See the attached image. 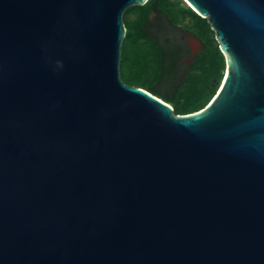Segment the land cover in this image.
I'll return each mask as SVG.
<instances>
[{
    "label": "water",
    "instance_id": "obj_1",
    "mask_svg": "<svg viewBox=\"0 0 264 264\" xmlns=\"http://www.w3.org/2000/svg\"><path fill=\"white\" fill-rule=\"evenodd\" d=\"M146 0H0V264H264V0H182L222 77L200 109L119 76Z\"/></svg>",
    "mask_w": 264,
    "mask_h": 264
},
{
    "label": "trees",
    "instance_id": "obj_2",
    "mask_svg": "<svg viewBox=\"0 0 264 264\" xmlns=\"http://www.w3.org/2000/svg\"><path fill=\"white\" fill-rule=\"evenodd\" d=\"M153 2L170 23L186 28L201 44L183 80L171 84L164 91L156 88L157 78L162 74L170 76L174 67L165 51L142 30ZM122 24L124 35L118 69L123 82L158 97L170 105L173 114L194 112L211 99L222 77L224 63L213 39V32L204 18L196 15L189 7H180L179 0H146L140 6L126 8L122 13ZM126 73L130 75L129 78Z\"/></svg>",
    "mask_w": 264,
    "mask_h": 264
},
{
    "label": "rangeland",
    "instance_id": "obj_3",
    "mask_svg": "<svg viewBox=\"0 0 264 264\" xmlns=\"http://www.w3.org/2000/svg\"><path fill=\"white\" fill-rule=\"evenodd\" d=\"M180 7H187V5L179 0ZM131 16V14H129ZM143 32L148 33L152 36L156 41L159 42L160 45H170L171 43H175L180 45L181 53L180 59L178 60V64L174 67V70L170 74V76H166L165 74L160 75L158 79V83L156 84V88L160 91H164L169 88L171 84H177L181 82L185 76V71L188 69L185 64L187 61L185 55V46L188 43L192 49L199 48V43L196 40V37L188 31L186 28L181 27L178 24L170 23L163 13L155 6V2L152 3L145 24L142 27ZM171 39V40H170ZM223 69H221V73ZM130 75L126 73V77L129 78Z\"/></svg>",
    "mask_w": 264,
    "mask_h": 264
},
{
    "label": "flooded vegetation",
    "instance_id": "obj_4",
    "mask_svg": "<svg viewBox=\"0 0 264 264\" xmlns=\"http://www.w3.org/2000/svg\"><path fill=\"white\" fill-rule=\"evenodd\" d=\"M185 3V2H184ZM186 4V3H185ZM188 7V6H187ZM148 37H150L151 39H153L158 45L159 47L165 51V54H167L169 56V60L172 63L173 67H175L178 64V60L180 59V53H181V47L178 44L175 43H171V41H169L170 45H160L158 41H156V39H154L152 36H150L148 33H145ZM171 40V39H170ZM196 40L197 39H193ZM199 44L200 42L197 41ZM187 46H185V55L187 58V61L185 66L187 68L191 67L193 65L194 62V58L196 57V55L199 53L200 49H201V44L199 45V48L197 49H192V47H190L188 45V43L186 44Z\"/></svg>",
    "mask_w": 264,
    "mask_h": 264
}]
</instances>
